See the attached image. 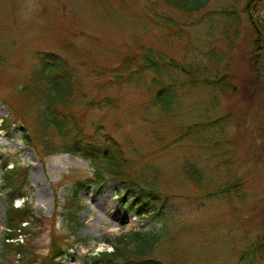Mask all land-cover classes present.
<instances>
[{"label": "rangeland", "instance_id": "obj_1", "mask_svg": "<svg viewBox=\"0 0 264 264\" xmlns=\"http://www.w3.org/2000/svg\"><path fill=\"white\" fill-rule=\"evenodd\" d=\"M232 1L211 0L185 14L151 0H0V264H14L2 259V167L16 163L28 170L34 216L44 223L28 235L39 262L62 251L65 264H83L112 252L123 235L153 231L161 234L153 258L166 264H264V50L255 49L264 5L253 17L242 13L231 46L218 13ZM238 1L244 8L250 0ZM138 47L154 48L170 63L183 60L193 73L196 84L180 91L170 112L155 104L149 75L140 83L112 81V69ZM46 53L67 61L73 74L68 114L85 132L116 140L123 170L159 192L156 218L138 213L125 184L87 183L93 169L80 157L57 152L41 160L23 143L27 127L7 104L23 114L17 93L41 77ZM227 75L239 87L215 83ZM29 113L35 126L36 109ZM79 182L86 184L76 223L65 204Z\"/></svg>", "mask_w": 264, "mask_h": 264}, {"label": "trees", "instance_id": "obj_2", "mask_svg": "<svg viewBox=\"0 0 264 264\" xmlns=\"http://www.w3.org/2000/svg\"><path fill=\"white\" fill-rule=\"evenodd\" d=\"M151 1L185 14L201 11L211 2V0ZM258 5H264V0H250L244 8L241 7L238 0H233L230 5L218 13L225 20L223 24L224 40L230 42L231 46L239 37L242 13L253 17L256 15L254 10ZM261 27L262 31L258 33L255 45L258 54L264 50V26L261 25ZM39 60L41 77L34 83L25 84L16 96L18 102L23 105V114L15 111L12 104H7L15 119L27 127L26 132L20 133L23 143L33 148L41 160L45 156L57 152L72 153L80 157L90 163L93 169V176L87 180V183L100 189L110 181L125 184L127 190L133 195L138 213L156 218L159 192L147 187L140 178L123 170L124 158L119 143L107 134L100 137L98 131L94 134L85 132L83 128L79 127L73 114H68L65 106L71 100L75 87L69 63L52 53L40 56ZM188 66L183 60L174 59L173 63L166 61L162 54L154 48L138 47L135 53H131L125 58L123 64L112 69L111 78L113 77L112 81L119 85L130 82L140 83L146 75H149L152 78L150 91L154 95L155 104L162 111L170 112L172 108L180 104L182 98L180 91L186 90L185 86L192 87L196 84ZM233 80L230 75H227L215 83L223 85L226 90L233 83L234 87H239V84ZM32 108L36 109L35 126L28 118ZM9 122L10 120L4 121L3 129L6 128L4 130H10ZM197 128L195 126L188 128L187 135L193 134ZM191 166L188 165L185 168L187 173L192 169ZM2 170V187L3 191L7 192V231L4 236L2 253L4 262L15 264V262L19 263L33 258L31 262L34 264H65L62 251L41 262L38 261V256L30 253L28 243L31 236L28 235L34 228L42 226L44 223L43 220L34 216L30 199L31 189L29 192L28 170L18 163L12 169L7 168L4 164ZM191 178L198 179L194 176ZM85 184L79 182L73 190L74 195L65 204L70 218L76 223L75 217L81 209L77 203L78 196ZM17 197L25 200L23 206L15 207L14 200ZM160 239L161 234L153 231L123 235L114 241L116 245L112 252L103 251L93 256H86L83 264H166L153 258L154 250ZM106 241L113 243L108 239ZM16 257L17 259L11 261Z\"/></svg>", "mask_w": 264, "mask_h": 264}]
</instances>
